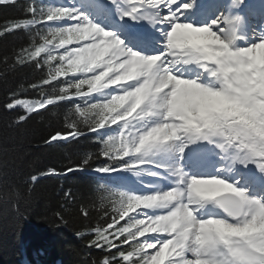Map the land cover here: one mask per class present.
I'll return each instance as SVG.
<instances>
[{"label":"snow or ice","instance_id":"snow-or-ice-1","mask_svg":"<svg viewBox=\"0 0 264 264\" xmlns=\"http://www.w3.org/2000/svg\"><path fill=\"white\" fill-rule=\"evenodd\" d=\"M128 2L132 8L126 15L153 11L160 23L170 26L167 33V48L162 56L145 60L130 50L124 51L120 40L102 32L90 21H86V18L85 22L81 23V17H74L70 9L56 8L45 12L37 9L34 4L27 8L30 18L4 26L0 29V35L19 30L27 32L30 27L58 22L64 18L75 21L76 26L56 30V33L66 35V39H62L57 47L66 44L78 45L72 50L76 59H72L70 64L79 67H72L70 71L73 75L81 69L91 71L94 82L87 94L102 91L113 84H129L134 88L125 95L113 97L109 104H105L104 110L115 112L116 115L110 120L105 117L90 128V132L98 133L100 129L128 120L137 113L153 116L149 110V106L153 105L159 108L163 119L155 126L144 130L135 152H151L154 148L176 138L178 132H183L189 137L202 136L204 139L215 135L221 137L229 147L236 146L244 154L245 161H257V167L264 171V63L261 62V57H264V42L233 51L229 47L231 40L224 39L223 25L227 23L226 21L217 20L213 25L200 28L179 22L180 13L190 9L194 0L192 3L184 0H128ZM9 3L15 4L16 0H0V4ZM214 28L216 30H213ZM90 37L93 41L97 37L104 39L100 44L81 43ZM46 51L44 46L33 52H29L27 48L21 49L25 60L22 61L18 56L17 63L38 61L41 54ZM110 51L112 57L118 59L120 65L118 72H113L112 68L106 66L105 60ZM52 59L55 57L49 58L45 63H50ZM192 61L215 66L214 69L206 67L205 70L211 71L219 86L218 89L181 80L175 81V87H169L171 76L168 75L167 66ZM40 66L38 63L37 67ZM160 69L164 70V74L154 75ZM59 75L63 76L64 72L61 71ZM30 87L35 88L36 84L33 83ZM62 91L66 92L68 89ZM52 105L58 106L59 101L50 98L45 103L40 98L35 100L14 98L6 107L9 110L23 109V114L17 117V123L22 124L27 122L32 114H42V109H49ZM77 112L81 116L84 115V111L79 108ZM169 121H175V124L171 134L165 135L163 133L168 131ZM64 128L67 132L56 130L45 143L51 145L56 141H66L69 138L76 140L85 135L72 123H65ZM223 146L222 144L221 147ZM180 151L183 152V148ZM100 155L111 159L113 149L102 148ZM127 155L128 152L125 151L124 156ZM90 160L91 157H86L81 163L86 167ZM101 170L108 169H97ZM56 174L55 171L44 173ZM31 179L35 182L37 177L32 176ZM183 182L182 179L181 183ZM180 195L176 191H168L152 195L145 200L130 197L132 203L129 204V208L133 204H143L160 213L149 218L152 226H145L131 233L126 224L116 227L118 222L110 220L106 227L94 229L95 238L91 240V246L109 251L116 248L118 256H112L111 261L118 264H180L181 260L184 264H217V256L222 257L219 264H264V202L247 199L245 192L237 190L222 179L192 178L187 182L185 193L188 204L218 200L232 221L210 219L205 223H196L188 204L175 210L170 207ZM82 214L87 216V210H82ZM123 215L127 217L128 213L124 212ZM149 236L155 238L149 240ZM141 237L144 239L141 240ZM123 245H128L129 250L125 251ZM189 251L196 253L197 258L194 261L188 260L186 253ZM104 261L105 264H110V260Z\"/></svg>","mask_w":264,"mask_h":264},{"label":"trees","instance_id":"trees-1","mask_svg":"<svg viewBox=\"0 0 264 264\" xmlns=\"http://www.w3.org/2000/svg\"><path fill=\"white\" fill-rule=\"evenodd\" d=\"M33 4L36 7V1L0 5V29L30 18L27 8ZM50 24L0 35V264H103L105 259L118 264L111 261L112 256H118L116 248L93 247L91 240L94 229L106 227L110 220L118 222L116 227L126 224L134 233L132 221L122 217V211H113L125 199L117 189L122 180L109 174L137 164L141 153L134 149L131 156H124L127 150L118 135V123L98 133L89 131L105 117L112 118V112L104 110L105 104L87 94L92 79L85 78L89 81L83 83L67 69L59 70L63 76L54 74L58 61L45 63L47 51L38 61L17 63L18 56L25 60L21 49L33 52L48 42L60 41L53 38ZM33 83L35 88L30 87ZM14 98H40L45 103L55 98L59 105L42 109V114L34 113L27 122L18 124L17 117L23 111L6 107ZM77 108L84 112L92 109L91 120L85 122L87 117ZM101 108L105 116L98 119L95 112ZM65 123L74 124L85 135L46 144L56 130L67 132ZM110 137L115 147L113 158L106 159L100 151ZM86 157L91 160L85 167L81 161ZM105 168L108 170L96 173ZM50 171L57 174L44 175ZM32 176L37 177L35 182ZM84 209L87 216L82 214ZM123 249L129 250L128 245Z\"/></svg>","mask_w":264,"mask_h":264},{"label":"rangeland","instance_id":"rangeland-1","mask_svg":"<svg viewBox=\"0 0 264 264\" xmlns=\"http://www.w3.org/2000/svg\"><path fill=\"white\" fill-rule=\"evenodd\" d=\"M17 1H25V0H16V2ZM68 2H69V0H65V3H68ZM50 4H51V7L49 9L43 8L42 10L47 12L50 9H56V8L66 9L57 3H56V5H54L53 3L50 2ZM71 11H72V15H73L74 14L73 10H71ZM56 23H57V30L69 29L73 26H76L75 21L69 20L67 18H64V19H62ZM54 33H56V31H54ZM100 38L104 39L103 37H100ZM62 39H66V35H62ZM81 43L84 45H89V44H92V40L89 39V40L81 41ZM59 44L60 43H58L56 45H47V49L49 50V53L47 54V56H48L47 61L51 57L58 58L59 64H61L63 66V68H66L69 71L72 67H79L78 65L70 64V61L72 59H76L75 55H73L72 50L77 48L78 45L77 44H73V45L66 44L62 47H57V45H59ZM155 47H157V46H155V45L152 46V48H155ZM157 48H155L153 51H155ZM63 49H66L67 52H64ZM243 49H241V50H243ZM131 51H132V53H139V52H135V50H131ZM62 57H67L68 59H61ZM261 62L264 63V57H261ZM105 63H106L107 67H110L113 69V72L119 71L120 65L117 62L115 63V60L111 59V60L105 61ZM76 73L80 77L82 75L90 73L89 78H92L91 71H85V70L81 69V70L77 71ZM98 74H102V73H98ZM170 84H169V86H170ZM105 89H106L105 90L106 91L105 97L100 99V101L105 102V103H110V101L113 97H119V96L125 95L126 92H131L134 90L132 85H126V84H124V85L113 84L111 87H105ZM17 109L23 110L22 108H17ZM145 112H146V110H145ZM141 117H143V118H141ZM155 125H156V123H154V121L152 119H149V115L144 114V113H137L135 116H133L132 118H130L128 120H122L121 125H120L121 130L119 131V133L125 135L126 141L130 142L131 145L138 146L139 141H140V137H141L142 133L144 132V130L146 128H151L152 126H155ZM170 134H171V130H170V128H168V131L166 132L165 135H170ZM222 144L226 145V147L229 148L234 153H238L237 159L235 161L227 163L226 170L223 171L226 174L225 177L227 176L228 178H230L231 181L233 182V184L236 181V179H235L236 171H239L241 176L244 174L256 172V171H260V172L264 173V171H261L257 167V161H252V162L245 161L244 160V154L241 153L236 146L229 147L227 145V143L219 136L213 135V136H209L208 139L203 138L202 142H200L196 147L202 146L203 148H205L204 152H206L208 155L207 159L209 157L210 158L209 161L213 162L215 158H213V156L210 154V151L208 149L210 147H215L218 149V151H220L219 148ZM143 153H144L143 159L148 160L149 162H151V164L148 165V168H147L148 170L145 171L144 173H142V174H137V173L131 174L133 176L132 180L135 183H137V185L131 184L132 188L129 189L130 191H128L130 193L131 197H135L138 200H145L146 198L154 195V193H152V191H153V189H156V188H155V186H153L152 183L154 181L157 182V179L160 180L163 178L161 171L173 170L175 168V166L173 164L168 163V160L166 158L169 155V153H171V155H173L175 157L173 139L167 141L162 146H158L157 148H154L151 152H148L147 154H145L144 151H143ZM232 164H234L233 167H231ZM170 175H171V173L169 172L166 176H170ZM250 186L249 185L247 186V190H246L247 193L246 192L245 193H246L247 199L252 200L250 198V194L248 192L249 191L248 188ZM178 199L175 200V202H177ZM131 203L132 202L128 198V200H126L125 208L123 209L122 213L123 214H124V212L128 213L127 216H129L133 222L134 232H136L137 229H140V228L145 227V226L151 227L152 223H151L149 218L152 216L159 215L160 213L158 211H154L152 208L145 207L143 204H133L132 207L129 208V204H131ZM134 205L136 206V208L134 210H132ZM131 211H133V212H131ZM149 235H155V234H149ZM154 238H155L154 236L148 237L149 240H152ZM140 239L142 240V239H144V237H141ZM186 255H187L188 260H190V261H194L197 258L194 251H189L188 253H186ZM180 264H184V262L181 260Z\"/></svg>","mask_w":264,"mask_h":264},{"label":"bare ground","instance_id":"bare-ground-1","mask_svg":"<svg viewBox=\"0 0 264 264\" xmlns=\"http://www.w3.org/2000/svg\"><path fill=\"white\" fill-rule=\"evenodd\" d=\"M94 3H98V9L100 11V13L102 12V10L104 8H108L109 10H112L113 13H111V15H114L115 13L114 12H118V11H122L124 8H129L131 9L132 8V5L129 3L128 5L125 4L123 2V0H92ZM196 1L197 0H194V3H193V6L186 10V11H182L179 15V22H182V23H187V24H190L192 26V21H195L197 20L201 14H196L195 13V10L197 8L196 6ZM204 1V0H203ZM252 4H256V3H260L259 6L261 8H257V11L260 12L261 9H264V0H250ZM102 2V3H101ZM184 2H187V3H192L193 1L191 0H184ZM202 2V0H201ZM84 0H79L78 2V8L79 10H77L76 14L79 15V17H81V23H84L85 22V18H86V21H90L92 24L95 25L96 28L100 29L101 31H104L106 33H109L111 37H113L114 39H118L120 40L121 42H123L127 37H124V36H120L118 38H115L114 37V33L112 31H110L109 29H103L101 27V22H99L101 19H104V15L101 14L99 17H97V20H95L94 18L93 19H90V15L89 13H87V11L85 10V8H83L85 5H84ZM207 5V4H206ZM206 5H205V8H206ZM106 11V14L108 13L107 10ZM128 11V9H127ZM143 13H145V17H148L150 18L149 20V34H144L145 37H147L149 40V42L151 41H156V40H161L162 43L159 44V48H157L156 52L154 53H161L160 55H157V56H151L148 54L147 50L144 51L143 55L141 56L140 54H137V56H141L143 57L145 60H150V59H153L154 57H160L163 55V53L166 51V48H167V33L168 31H170V26L168 24H163V23H160L159 22V18L156 16V13L153 12V11H142ZM251 14L250 12V9H246L245 11V14L244 16H246L248 18V14ZM137 13L129 16L126 20L127 21H130V22H133L137 19V16H136ZM109 15V16H111ZM140 16H142L141 14H138ZM216 16V19L215 21L217 20H222L219 13H217L216 15L212 16L210 18L213 19V17ZM109 19H111V17H109ZM143 19V18H142ZM197 22V21H195ZM194 22V23H195ZM209 22V21H208ZM140 23H145L143 20L138 22V25ZM213 25V23H212ZM135 30L137 32H139V28L135 27ZM247 32L249 33L250 37L247 38V37H242L243 39V42L241 43V46L243 47H252L254 46L256 43H259V42H264V17H260V22L257 23L256 26H250L248 29H247ZM155 33V34H154ZM161 34V36H157L158 34ZM233 36H232V31H224V39L225 40H230L232 39ZM89 39L92 40V38L90 37ZM88 39V40H89ZM101 39L99 37H97L94 41L92 40V44H100L101 43ZM111 41L109 40L108 43H110ZM124 51H126L124 48H123ZM64 52H67L66 49H63ZM115 60V63H119L118 62V59L117 58H114L112 57L111 55V51L107 54V57H106V60L105 61H108V60ZM194 64L195 62L192 61V62H180V63H177V64H170L168 65V75L171 76V81H169V84L175 79V74L173 72V66H176V68L180 69V71L184 70L185 67H194ZM186 65V66H184ZM164 74V70L163 69H160L158 70V72L154 75H163ZM141 82H143V79L141 78ZM129 85V84H127ZM150 119H152L154 121V123H159L162 121V117L161 116H150ZM182 141H183V146L185 148V160H188V161H191V162H195L196 160L202 158H206L204 157L203 158V155H198V151H193L191 150V148L189 147V139L188 137H184L182 138ZM200 149H202L200 147ZM212 154V153H211ZM213 155L215 157V163H211V162H207V163H203L201 165L198 166V171H201L202 169H208V170H213L215 171L216 173H214V175H209V177H205V176H202V178L204 179H214V177H218V179H225V173L223 172L225 170V168L223 167L225 165V163H228L230 162V160L232 159H235L238 154L237 153H234L233 151H231L230 149L226 148V147H223L221 149V152L218 153V152H213ZM167 160H168V163L170 164H173L175 165V161H176V158L174 159V156L171 155V153H169V155L166 157ZM201 159V160H202ZM224 159V160H222ZM190 166V170H189V167ZM188 167L186 169H182L180 166H177V169L175 170L176 173H179L181 175L184 176L185 180L186 179H192L190 178V175L188 174L189 171H191L192 169L194 170L195 168L194 167H191V165H188ZM238 175V172L237 174ZM260 176H262V174H259ZM260 176H256V174H253L252 177L254 179V186L258 187L259 190H260V194H263V197H264V177H260ZM226 179L228 180V178L226 177ZM238 181H240V189L239 191H243L245 192L246 190V185L248 184V180L242 176H239L237 178ZM229 182V180H228ZM231 183V182H230ZM239 183V182H238ZM186 187H187V183H185ZM234 186V184H233ZM159 188H162L159 190V194H163V193H166L168 192L169 190H163V186H160ZM158 194V195H159ZM258 193L255 191V189H252V191L250 192V196H251V199L252 200H257L259 195H257ZM262 202V201H261ZM188 204L187 201H183V200H180L177 202V205L178 207H181V206H184ZM193 206H197V204H192Z\"/></svg>","mask_w":264,"mask_h":264},{"label":"clouds","instance_id":"clouds-1","mask_svg":"<svg viewBox=\"0 0 264 264\" xmlns=\"http://www.w3.org/2000/svg\"><path fill=\"white\" fill-rule=\"evenodd\" d=\"M62 33H54L53 38H60L62 37ZM82 70H87V69H82ZM149 110L152 112L153 116H161L162 113L160 112L159 108L153 105L149 106ZM92 109H86L84 112V115L87 117L85 122H88V120H91V115L90 113H92ZM95 115L98 119H103L105 116V113L103 111V109L101 108L99 111L95 112ZM93 123H95L96 121H92ZM166 134V133H163ZM115 147V141L110 138L106 143H105V148H114ZM147 154V153H145ZM125 208L124 204H121L118 208H114L113 211H122ZM103 264H105V261H103Z\"/></svg>","mask_w":264,"mask_h":264}]
</instances>
